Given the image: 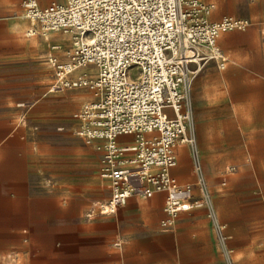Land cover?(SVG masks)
I'll return each mask as SVG.
<instances>
[{
	"label": "built area",
	"instance_id": "2783aa9c",
	"mask_svg": "<svg viewBox=\"0 0 264 264\" xmlns=\"http://www.w3.org/2000/svg\"><path fill=\"white\" fill-rule=\"evenodd\" d=\"M22 5L34 33L72 38L67 51L52 47L53 88L92 91V99L74 113V133L103 153L100 176L111 196L98 212L115 214L133 196L165 193L164 227L174 226L183 212L205 208L222 232L195 135L191 90L202 63L215 60L225 67L221 35L243 30L248 22L231 15L214 20L217 5L205 0H66L45 7L23 0ZM122 137L132 140L121 142ZM179 145L189 149L193 183H181L172 173ZM222 246L226 264H233L231 251Z\"/></svg>",
	"mask_w": 264,
	"mask_h": 264
},
{
	"label": "crops",
	"instance_id": "0c3cea01",
	"mask_svg": "<svg viewBox=\"0 0 264 264\" xmlns=\"http://www.w3.org/2000/svg\"><path fill=\"white\" fill-rule=\"evenodd\" d=\"M65 1L39 3L45 7ZM224 15L238 17L219 13L217 6L213 19ZM242 19L248 22L245 29L224 33L218 41L222 52L228 54L223 53L226 62L220 68H228L229 91L227 80L223 81L220 75L210 79L211 86L207 85L206 90L196 81L192 92L195 135L204 169L209 165L214 173L208 174L209 183L216 179L223 165L231 162V157L224 153L226 137L221 118L229 115L236 140L238 117L258 114L242 112L249 108L245 102H256L254 110L261 109L264 102V14L247 12ZM30 30L22 1L0 0V264H62V260L68 259L63 253H69L63 246L79 244L91 255L90 260H96L94 264H109L113 259L111 245L116 243L122 252L124 247L119 240L131 237L125 228L127 218L142 216L148 208L159 205L163 197L165 205L166 194L157 193L149 199L133 196L119 208H124L121 215H104L98 212L91 195L82 196L78 204L76 196L73 198L67 190L51 187L47 180L54 182L60 174L50 173L47 177L42 167L47 148L45 134L57 137L58 148H65L66 144L74 148L77 139L70 132L73 120L61 118V112L70 107L61 103V93L67 90L53 88L55 72L48 58L52 47L59 48L57 45L67 40V49L58 50L64 52L72 48L73 41L69 35L50 32L53 38L47 46L36 44L28 38ZM74 112L69 114L73 116ZM131 140L122 137L120 141ZM176 153L178 165L173 168V175L181 183H193L188 147L179 145ZM233 158V162L243 161L242 157ZM187 162L191 164L189 172ZM181 176L187 179L182 181ZM67 194L68 201L63 203ZM198 261L201 262L196 264L207 262Z\"/></svg>",
	"mask_w": 264,
	"mask_h": 264
},
{
	"label": "rangeland",
	"instance_id": "374dc122",
	"mask_svg": "<svg viewBox=\"0 0 264 264\" xmlns=\"http://www.w3.org/2000/svg\"><path fill=\"white\" fill-rule=\"evenodd\" d=\"M211 1L217 4L221 14L231 13L241 18L247 12L264 14V0ZM51 34H48L47 39L42 33L35 32L28 38L33 43L47 46L48 41L53 38L50 37ZM67 44L68 41L63 40L62 46H57L60 50L67 49L64 48ZM191 67L196 68L195 65ZM132 73L137 78L138 69L134 68ZM220 75L223 81L227 80L228 92V68L221 70L220 64L215 60L202 63L193 80L191 93L196 81L206 90L207 85L211 86L210 79ZM53 80L54 77L51 82ZM61 94L62 105L68 104L70 107L60 115L62 119L67 117L68 120H73L74 127L70 132L77 139V145L71 148L62 143L65 148H58L60 143L57 137L45 134L47 148L42 167L47 177H50V173L60 174V178L54 182L47 180L55 190H67L73 198L76 196L78 204L82 196L91 195L98 208L97 206L108 201L111 196L110 184L100 176L103 153L76 136L74 129L78 123L74 114H69L71 110L79 111L85 102L92 99V91L76 89ZM66 94L68 97H65ZM245 104L249 108L242 112L258 114L238 117L236 140L233 138L235 133L229 115L220 120L223 135L226 137L224 153L231 157V162L223 165L216 179L209 183L215 197L219 220L225 229L220 232L213 227L205 208L181 213L174 226L164 227L162 222L166 214L163 210V197L159 205L148 208L142 216L127 218L125 228L131 237L119 240L123 243L122 252L118 250L116 243L111 245L113 259L109 264H196V261L201 262L198 260L203 259L207 260L205 264H226L222 242L231 251L233 264H264V102L258 110L252 108L257 104L254 101ZM234 156L242 157L243 161L233 162ZM201 157L203 159L202 152ZM191 164L187 162L188 172ZM210 167L205 165L206 177L208 174H214L209 170ZM180 178L183 181L187 176ZM223 183L225 185H222ZM69 194L63 198V203L68 201ZM123 209H119L115 214L121 215ZM81 246H63L69 253H63L68 259L62 260V264H94L96 260H90L91 255L82 250ZM55 263L57 264V261Z\"/></svg>",
	"mask_w": 264,
	"mask_h": 264
},
{
	"label": "bare ground",
	"instance_id": "6f19581e",
	"mask_svg": "<svg viewBox=\"0 0 264 264\" xmlns=\"http://www.w3.org/2000/svg\"><path fill=\"white\" fill-rule=\"evenodd\" d=\"M30 34H34V31L33 30H31V32H30ZM34 36V35H33ZM206 175V174H205ZM98 207V206H97Z\"/></svg>",
	"mask_w": 264,
	"mask_h": 264
}]
</instances>
